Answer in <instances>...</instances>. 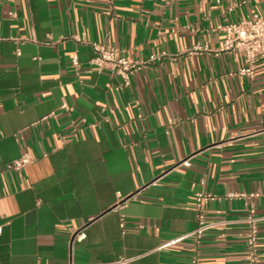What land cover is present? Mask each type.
Segmentation results:
<instances>
[{
	"label": "crops",
	"instance_id": "1",
	"mask_svg": "<svg viewBox=\"0 0 264 264\" xmlns=\"http://www.w3.org/2000/svg\"><path fill=\"white\" fill-rule=\"evenodd\" d=\"M253 15L264 0H0V264H193L191 238L160 247L196 228L200 191V264H249L252 207L264 264V55L249 77L221 50ZM80 40L169 56L123 87Z\"/></svg>",
	"mask_w": 264,
	"mask_h": 264
},
{
	"label": "built area",
	"instance_id": "2",
	"mask_svg": "<svg viewBox=\"0 0 264 264\" xmlns=\"http://www.w3.org/2000/svg\"><path fill=\"white\" fill-rule=\"evenodd\" d=\"M222 30L224 32V38L222 41L221 50L238 51L244 61V66L240 69L239 73L241 75L254 77L257 60L259 57L264 55V17L253 15L249 18H243L238 22H230L222 26ZM80 41L91 45L94 50L95 55L91 59L90 68L97 69L99 71H112L115 75L120 77L121 85L123 87L131 86L133 77L142 67L156 60H160L163 57L169 56L166 51H161L159 53L152 54L147 60L132 61L125 55L120 54L119 51L112 46L83 40ZM72 62L76 68L80 67V61L76 54L74 55ZM32 161L33 159L30 155L24 154L19 159L15 160L10 165V168L14 170H21L27 167ZM184 164L190 165V162L187 160L184 161ZM231 196L240 198L245 196V194H232ZM250 196H255V194L252 193ZM212 199H214V197L208 193L201 191L197 192L195 194L197 220L196 228L189 233L178 236L166 242L160 248H168L191 238L196 251V254L192 258V263L200 264L197 247L201 243L205 234L209 230L215 228V226L218 224L216 222H209L206 216L205 203ZM243 221L248 227L246 242L249 264H257L259 257L256 246L259 238L258 225L260 218L255 215V209L253 207L250 209L248 215ZM121 227L125 232L124 222L121 223ZM82 236L83 235L80 233L76 235V239L80 240ZM131 262L132 260L130 259L120 258L114 262L97 264H131ZM68 264L75 263L71 261Z\"/></svg>",
	"mask_w": 264,
	"mask_h": 264
}]
</instances>
